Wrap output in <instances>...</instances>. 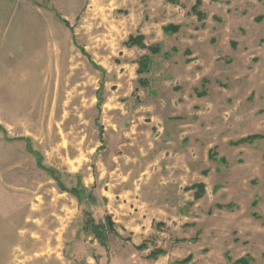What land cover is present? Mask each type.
I'll use <instances>...</instances> for the list:
<instances>
[{"label": "rangeland", "instance_id": "1", "mask_svg": "<svg viewBox=\"0 0 264 264\" xmlns=\"http://www.w3.org/2000/svg\"><path fill=\"white\" fill-rule=\"evenodd\" d=\"M148 1L20 0L0 67V264H264V100L240 140L241 110L155 107L170 84L156 94V62L128 44ZM228 192L252 231L214 207Z\"/></svg>", "mask_w": 264, "mask_h": 264}, {"label": "crops", "instance_id": "2", "mask_svg": "<svg viewBox=\"0 0 264 264\" xmlns=\"http://www.w3.org/2000/svg\"><path fill=\"white\" fill-rule=\"evenodd\" d=\"M148 5L144 16L141 12L138 15L137 35L144 45L138 49L157 64L147 74L154 80L151 84L156 94L166 84H170L172 92L169 98L157 99L155 107L168 104L171 109H185L200 105L217 109L220 105L229 112L241 110L244 114L240 117L232 113V124L243 133L238 140L245 137L259 122L254 113L259 110L257 101L264 100V87L255 84V79L264 75V59L253 63L249 54L255 40L264 44V0H149ZM19 11L20 0H0V67L11 53L12 30ZM148 46L155 47L154 54L149 53ZM199 79L209 82L198 87ZM176 85L182 90L176 91ZM249 166L248 173L252 170ZM220 190L217 192L222 198ZM225 195L228 199L215 201L214 207L226 213L236 211L239 219L233 221L235 229L252 231L254 225L240 215L237 196L230 192ZM256 198L253 196L249 203L252 208Z\"/></svg>", "mask_w": 264, "mask_h": 264}, {"label": "trees", "instance_id": "3", "mask_svg": "<svg viewBox=\"0 0 264 264\" xmlns=\"http://www.w3.org/2000/svg\"><path fill=\"white\" fill-rule=\"evenodd\" d=\"M141 40L142 39H140L139 37L136 39V37L135 38H132V39H130V41L128 42V44L129 45H133V44H136L137 43V45H139L140 47H144V45L142 44V42H141ZM139 41V42H138ZM153 51V50H152ZM143 63V62H142ZM141 70H139V72H140ZM70 192H72L73 194H74V196L77 198V199H79L80 198V190L79 189H75V190H70ZM102 224H98V225H95V226H93V228H92V233H93V235L95 236V237H97V238H99L100 239V241H102L103 242V239H104V230L102 229ZM112 227H113V224H112V221H110L109 220V218H108V220H107V227L105 228V229H108V230H110V231H113V232H115L116 233V231H114L113 229H112ZM188 259H189V257H186L185 259H183L182 260V262H187L188 261Z\"/></svg>", "mask_w": 264, "mask_h": 264}, {"label": "bare ground", "instance_id": "4", "mask_svg": "<svg viewBox=\"0 0 264 264\" xmlns=\"http://www.w3.org/2000/svg\"><path fill=\"white\" fill-rule=\"evenodd\" d=\"M57 83V82H56ZM57 85V84H56ZM55 85V86H56ZM71 87V86H70ZM68 88V85H65L64 86V88L63 89H67ZM59 89V88H58ZM72 90H74L75 88H71ZM57 90V89H56ZM60 90V89H59ZM70 90V89H69ZM70 94H71V97H70V100L72 101V102H74L75 100H76V95H75V91L72 93V92H70ZM53 96H54V94H53ZM56 96V95H55ZM59 97V96H58ZM53 98H55V97H53ZM52 99V98H51ZM54 101V100H53ZM44 105H45V103H44ZM47 105H48V102H47V104L45 105V108L47 107ZM51 106V105H50ZM45 108H43V109H45Z\"/></svg>", "mask_w": 264, "mask_h": 264}]
</instances>
